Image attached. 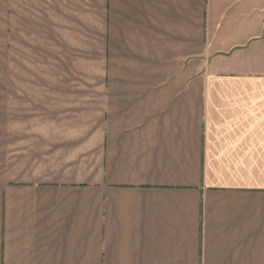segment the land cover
<instances>
[{"label": "crops", "instance_id": "0c3cea01", "mask_svg": "<svg viewBox=\"0 0 264 264\" xmlns=\"http://www.w3.org/2000/svg\"><path fill=\"white\" fill-rule=\"evenodd\" d=\"M0 72L75 74L12 107L0 264H264V0H0Z\"/></svg>", "mask_w": 264, "mask_h": 264}, {"label": "rangeland", "instance_id": "374dc122", "mask_svg": "<svg viewBox=\"0 0 264 264\" xmlns=\"http://www.w3.org/2000/svg\"><path fill=\"white\" fill-rule=\"evenodd\" d=\"M65 77L66 79H75V74H15L0 72V155L4 148L10 146L12 107L15 102L18 104L19 99L28 96L29 91L32 90L28 84L33 83L34 87L35 82L60 80L65 79Z\"/></svg>", "mask_w": 264, "mask_h": 264}]
</instances>
